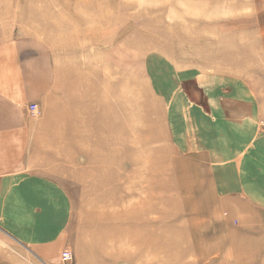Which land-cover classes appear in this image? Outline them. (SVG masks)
<instances>
[{
    "label": "rangeland",
    "instance_id": "rangeland-1",
    "mask_svg": "<svg viewBox=\"0 0 264 264\" xmlns=\"http://www.w3.org/2000/svg\"><path fill=\"white\" fill-rule=\"evenodd\" d=\"M253 25L264 28V0H0V37L18 28V37L45 52L49 68L55 66L54 94L44 104L66 111L57 130L66 141L91 143L27 145L24 151L25 169L51 173L70 194L82 262L155 263L122 238L125 230L143 235L145 246L170 239L175 245L161 256L182 255V264L197 258L205 264H264V210L254 200L248 205L225 195L220 185L211 187L222 166L198 165L205 156L177 150L207 145L208 133L222 125L206 102L193 100L199 101L192 94L204 87L208 73L223 72L207 68L264 60V53H251L256 47L245 42L240 50V39L231 38L232 31ZM238 72L264 81V69ZM30 103L37 104L35 115L28 112ZM41 108L31 101L25 109L39 119ZM252 124L260 126L259 120ZM133 165L145 166L143 198L110 204L124 194L113 183L110 189L109 181L118 173L124 178ZM126 203H135L134 215L142 221L99 222L105 209L112 213ZM156 207L160 218L166 212L175 217L153 222ZM216 240L221 250L204 254L206 245H220ZM236 253L244 257L238 260Z\"/></svg>",
    "mask_w": 264,
    "mask_h": 264
},
{
    "label": "crops",
    "instance_id": "crops-1",
    "mask_svg": "<svg viewBox=\"0 0 264 264\" xmlns=\"http://www.w3.org/2000/svg\"><path fill=\"white\" fill-rule=\"evenodd\" d=\"M13 30L0 37V264H64L60 253L65 248L72 251L75 264H86L76 247L70 194L51 173L25 169L24 151L30 150L27 145L91 143L63 139L55 125L68 118L66 111H51L44 104L54 94L55 66L49 68L45 52L21 40L18 28ZM235 37L240 39L236 46L240 50L248 42L256 47L251 53H264L263 27H240L232 31L231 38ZM246 60L208 67L223 72L208 73L203 88L195 87L196 93L190 90L199 98L193 100L199 105L206 102L209 113L222 125L208 133L207 145H181L177 150L205 156L194 158L198 165L222 166L211 187L220 185L225 195L228 191L248 205L254 200L256 208L264 210V81L238 72L262 70L264 60ZM31 101L42 107L39 119L26 113ZM256 120L260 126L252 124ZM77 129L74 126L72 131ZM39 134L45 140H38Z\"/></svg>",
    "mask_w": 264,
    "mask_h": 264
},
{
    "label": "bare ground",
    "instance_id": "bare-ground-1",
    "mask_svg": "<svg viewBox=\"0 0 264 264\" xmlns=\"http://www.w3.org/2000/svg\"><path fill=\"white\" fill-rule=\"evenodd\" d=\"M134 165L132 168L133 170L125 173L124 178L120 177L119 176L120 173H118L114 179L109 181L110 189H111L112 183H113L114 185H116L115 187L117 189H120L124 194V195L117 194V198L116 199L114 198L110 202V204L115 203L116 206L119 207L123 204V198L125 196L130 197V198H133L135 196H138L140 198V196H144V194L146 192V187L142 186V184L145 182V179L142 177L141 171H143V167H145V166L140 165L139 169H136V168H138V166H136V168H134ZM135 172L140 173L141 176L134 175ZM97 183H99V185H102V184L106 185L107 181L101 180ZM142 198H140V200H138V202L141 201ZM119 199H120L121 203L119 202ZM135 203H137V202H135ZM135 203H130L129 205H128V203H126L127 204L126 207L122 206L121 210H119L120 208H118V209L115 208L114 211H111L112 213H109V210L105 209L101 213L102 218H101V220H99V222L100 223L104 222L105 224L109 223L110 220H113L112 217H114V219L121 220V221H127V220H129V221L132 220V222H134V220H135V222H138V220L142 221L143 218H139V216L137 215L138 214L137 211H136V215H134ZM152 213H154V214L157 213V216L150 218V220H152L153 222H156V223L157 222L162 223L165 220H170V219H173L175 217V216H171L170 214L168 215V213L166 212L165 215L161 216V218H163V219H161L159 217V215H160L159 207H156L155 211L151 212L150 214H152ZM167 223H169V222H167ZM119 234H121L122 238L126 239L127 242H130L131 244L136 245L137 248L141 252L148 253L149 255H152L155 259V263H153V264H182V262H181L182 255L175 254V256H170L172 258H169V259H167L166 256H161L162 254L170 253L171 247L175 245L174 242L170 241V239H166L165 242H163L161 245L150 243L148 241L147 246H145L144 244L146 243L147 240L145 238H143V235H141V234L136 233V235H133V234L125 232V230H123L122 233H119ZM166 235H167V233L165 231V236ZM103 240H104V238L102 237L101 241H103ZM216 241L219 242V240H216ZM204 244L205 243L203 242V240L197 243L198 246L204 245ZM221 246H222L221 243H220V245H214V246L208 244V246L206 245L204 247V250H205L204 254H208V253L210 254L216 249L221 250V248H222ZM155 253H158L157 256L155 255ZM236 254L238 255V260L241 259L242 257H244L243 255H240L239 253H236ZM227 256H231V255L229 253L227 255L225 254V260H226ZM254 256H256V253ZM161 258H163V259H161ZM195 263L196 264H205V263H202L198 258L195 260ZM185 264H188V263H185ZM206 264H208V263H206Z\"/></svg>",
    "mask_w": 264,
    "mask_h": 264
},
{
    "label": "built area",
    "instance_id": "built-area-1",
    "mask_svg": "<svg viewBox=\"0 0 264 264\" xmlns=\"http://www.w3.org/2000/svg\"><path fill=\"white\" fill-rule=\"evenodd\" d=\"M38 111L37 104L30 103L28 106V112L32 115H35ZM264 123V120H263ZM60 260L64 264H70L73 260V254L70 249L65 248L60 253Z\"/></svg>",
    "mask_w": 264,
    "mask_h": 264
}]
</instances>
